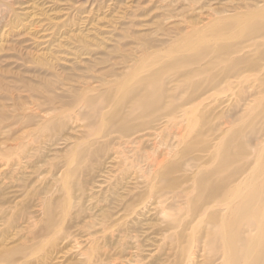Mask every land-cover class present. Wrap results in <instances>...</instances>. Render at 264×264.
<instances>
[{"label": "rangeland", "instance_id": "374dc122", "mask_svg": "<svg viewBox=\"0 0 264 264\" xmlns=\"http://www.w3.org/2000/svg\"><path fill=\"white\" fill-rule=\"evenodd\" d=\"M0 4V264H221L264 191V0Z\"/></svg>", "mask_w": 264, "mask_h": 264}, {"label": "bare ground", "instance_id": "6f19581e", "mask_svg": "<svg viewBox=\"0 0 264 264\" xmlns=\"http://www.w3.org/2000/svg\"><path fill=\"white\" fill-rule=\"evenodd\" d=\"M0 5H2V4H0ZM4 12H5V10H4ZM257 17L258 18H264V9L261 10L259 13H256V15L252 14L251 16H248L245 21L249 22L251 19L257 18ZM243 27H244V25H243ZM122 88H124L126 91L129 90V89H127L126 85H123ZM119 89H120V87H119ZM134 96H135V94H134ZM146 103H147V101L145 100L144 105ZM151 104H153V103L151 102ZM147 108H148V106H147ZM123 131L125 132V130H123ZM223 163H224V161H223ZM256 171H257V169H254V172L252 171L253 173L251 172V174H254ZM163 174H165V173H163ZM250 176L252 178V175H250ZM251 178H249L248 180H250ZM218 183H220V181ZM263 184H264V182H263ZM241 185H242V183H241ZM245 188L246 189L244 191H242L240 188H235L236 190H235L234 194L236 197L237 196L239 197L238 202L232 208H230L227 215L224 214L225 216H223V214H222V217L217 220L218 223L216 222L217 223L216 224V226H217L216 236L219 238V240L221 242L220 243V246H221L220 258L222 259L221 264H264V191H263V185L262 184L257 185L255 183H253L252 181L251 182L249 181V183L246 185ZM231 193H233V192H231ZM215 194L216 193H214L213 195H215ZM217 194H216V196H217ZM210 196H212V195H210ZM206 197L207 196H205V198ZM208 198H210V197H208ZM232 198H234L233 200L231 199L234 202L235 197H232ZM231 200H229V203ZM232 203H230V204H232ZM228 206H227V208H228ZM189 209H191V208H189ZM190 212H192V211H190ZM193 219H195V218H193ZM246 232L249 234L246 235L245 237H242V236H244L243 234H245ZM191 237H192V235H191ZM194 240H196L195 237H194ZM199 242H200V239H199ZM191 245H193V244H191ZM209 247H211V246H209ZM191 254H193V252ZM194 254H195V252H194Z\"/></svg>", "mask_w": 264, "mask_h": 264}]
</instances>
